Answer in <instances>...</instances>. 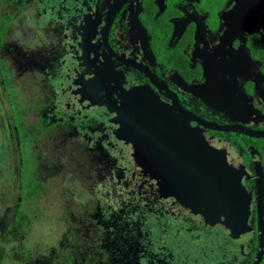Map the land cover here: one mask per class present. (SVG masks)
Instances as JSON below:
<instances>
[{"label": "flooded vegetation", "instance_id": "af4514ba", "mask_svg": "<svg viewBox=\"0 0 264 264\" xmlns=\"http://www.w3.org/2000/svg\"><path fill=\"white\" fill-rule=\"evenodd\" d=\"M75 1L0 0V27L19 12L44 25L37 23V31L32 29L31 37L21 42L31 47L38 35L37 53H25L11 41L4 44L11 48L2 47L4 54L15 55L18 76L31 70L44 76L47 100L39 126L36 115L18 105L20 116L0 115V173L1 165L12 164L16 150L19 165L24 156L34 157L41 183L57 171L65 174L57 156L55 163L41 157V148L47 151L44 141L56 140L51 153L68 158L70 174L86 183L82 169L102 166L105 178L114 177L159 219L153 230L158 234L151 232L147 241L150 251L138 259L137 246L132 264H264V0H83L80 8L90 14L82 25V42L65 17L72 15L67 10L76 9ZM12 20L4 33L15 30L17 18ZM80 45L87 52L85 66L79 60ZM93 78L99 86L88 85L84 93L107 107L89 106L90 100L72 85ZM119 105L135 119L147 113L152 126L164 127L165 137L172 140L168 147L184 152L180 165L186 170L199 162L186 152L199 144L198 136L203 147L211 148L212 178L221 186L217 199L228 205L225 218L213 222L208 214H193L159 191L153 170L142 173L132 144L121 139L114 124L116 112L109 113L117 110L120 117ZM176 125L180 140L172 139L177 132L168 131ZM64 132L72 151L63 145ZM167 174L161 173L163 181H170ZM235 184L241 192L233 197ZM92 217L101 224L102 215ZM180 238L181 243L172 245ZM224 238L227 244L219 242ZM72 242L77 249L95 247Z\"/></svg>", "mask_w": 264, "mask_h": 264}, {"label": "clouds", "instance_id": "9594fccd", "mask_svg": "<svg viewBox=\"0 0 264 264\" xmlns=\"http://www.w3.org/2000/svg\"><path fill=\"white\" fill-rule=\"evenodd\" d=\"M10 41L21 46L25 53L35 54L41 47L38 43L31 47L22 44L14 33H0V47ZM17 77L12 61L7 57H0V78L15 83L10 94L16 98L22 110L29 109L31 114L36 115L39 126L43 123L39 114L47 108L45 92L41 87L43 76L33 71ZM28 119H31V115ZM47 131L54 133L52 128ZM54 141L56 140L44 141L47 151L44 147L41 148V157L49 158L50 163H55L53 157L56 154L51 153ZM59 162L68 165V158L64 157ZM33 176L34 165L25 172L23 185L17 180L11 163H4L3 172L0 173V218L8 210V218L12 221L7 231L11 232L16 227V222L21 217L25 218L21 229L23 239L0 234V264H28L36 256H47L49 249L57 246L69 227L68 211L79 217L83 215L86 206L89 212L92 210L90 205L95 201L94 198L85 199L88 192L68 172L40 184L38 192L32 189ZM17 256L20 257L19 260L15 259Z\"/></svg>", "mask_w": 264, "mask_h": 264}, {"label": "water", "instance_id": "95a60500", "mask_svg": "<svg viewBox=\"0 0 264 264\" xmlns=\"http://www.w3.org/2000/svg\"><path fill=\"white\" fill-rule=\"evenodd\" d=\"M75 2L78 4L76 9L73 7L67 10L71 12L72 15L66 13L65 17L69 23L68 26L78 33V37H80L82 42L84 41V27L82 25L90 12L85 6L83 9H86L87 13L80 8L79 3L81 2L82 5H84L83 0H76ZM81 12L84 13V16H82ZM78 50H80L81 54L79 60L82 62V65L85 66L83 55L87 52L84 45H80ZM90 57H94L91 52ZM85 82L84 84L79 81L72 83L73 86L78 87L77 92L82 99L90 100V102H84H88L89 106L97 105L98 107H104L105 105L107 107L108 105L106 102L95 104L93 102V97L84 93L88 92L89 86H99L96 79L93 78ZM119 107L121 109L120 117H118L117 110H109V113L116 112V117H112V119L116 118L118 120L117 123H114L119 127L117 131L123 134L121 139L126 143L132 144L131 148L134 152L133 157L136 164L141 168L142 173H144V175L150 174L153 170L154 178L160 179L158 183L159 191H166V194H169L174 202L178 201L193 214H200L205 216V218V214H208V217H212L213 222L219 220L221 216L225 218L228 205L223 204L219 198L217 199L218 195H220L217 191H219L221 186L212 178L214 170L211 165L214 163V160L209 150L207 152V149L211 148L203 147L204 142H200L201 138L198 136L197 139L199 140V144L190 146L186 149V152L190 155L191 159H195L197 155L199 162H197V166L189 167V169L186 170L185 165H180V160L183 158L184 152L179 149L174 150L171 145L168 147L167 142H171L172 140L165 137L166 130L164 127L157 125L152 126L150 124V117L147 113H141L140 117L135 119V114L125 112L123 105H119ZM168 131L177 132L172 135V139L180 140L179 133L181 129H179L177 125L168 127ZM168 159H170V161ZM168 163H170L171 166H169ZM163 171L166 175H168L167 172L169 171L171 177H168V179L170 181H163L160 176ZM202 173L206 175V178L205 176L202 177ZM164 177L167 178V176ZM232 189L234 194L233 197L238 196L241 192V188L237 184H235ZM211 196H214L215 201H210L209 198L213 199ZM234 205L236 204L234 203ZM204 209H206V213H204Z\"/></svg>", "mask_w": 264, "mask_h": 264}, {"label": "trees", "instance_id": "16d2710c", "mask_svg": "<svg viewBox=\"0 0 264 264\" xmlns=\"http://www.w3.org/2000/svg\"><path fill=\"white\" fill-rule=\"evenodd\" d=\"M25 157L26 159L20 164L17 180L23 185L25 172L34 165L32 189L38 192L39 185L42 184L40 171L32 161L34 157L27 155L23 159ZM3 167L4 165H1V169ZM16 172L14 170L15 176ZM61 175L60 171L55 174V176ZM97 192L98 190L94 189L93 195L100 197ZM137 199L139 197L131 193L129 198L109 197L106 201L100 197L92 215L95 216L96 213L97 216L102 215L101 224H95L91 232L89 228H86L85 236L78 241L85 243L84 245H95V247L77 249L71 241L74 238L64 235L55 248L49 249L47 256H36L30 259L28 264H116L114 260H122V264H132L136 259L137 246L139 247L138 259H141L146 254L147 248L150 251L147 241L151 240V232L153 234V230L158 228L159 219L156 216L154 219L152 211L141 206L140 202L143 203V201ZM17 211L19 212V209ZM11 222L8 214L0 218V234L11 235L17 239L22 234L21 229L25 224V218L21 217L16 222V227L8 232L7 228Z\"/></svg>", "mask_w": 264, "mask_h": 264}, {"label": "rangeland", "instance_id": "374dc122", "mask_svg": "<svg viewBox=\"0 0 264 264\" xmlns=\"http://www.w3.org/2000/svg\"><path fill=\"white\" fill-rule=\"evenodd\" d=\"M24 14V13H23ZM22 13H18V14H14V16H10L7 20L6 18V22H4L3 26L0 27V33H4L6 30H8V24H12V22L14 20H12V17H16L17 20L15 22V30L14 31H9V34L10 33H14L15 34V38L18 39L20 42H23L25 41V37L26 38H30L31 35L29 36L28 34L30 33V31L33 29L35 31H37V23H40L39 26L40 27H44L43 23H41V20H37V19H34V21H31V18L30 16H24ZM49 22V21H48ZM44 31V30H43ZM27 32V34H25ZM41 34V33H40ZM26 35V36H25ZM44 37L47 38V35L44 34ZM34 42H32V45L33 44H36L37 42H39V37L38 35H36L34 37V40H32ZM49 40L46 41V43H49L48 42ZM8 43V42H7ZM31 45V46H32ZM5 49L7 48H11V44H7V45H4L3 46ZM0 50V54L2 55V57H7L9 58L13 65L15 66V69L17 71V62L15 60V55L13 53L9 54V55H6L4 53H7V51H5L4 49ZM3 52V53H1ZM30 72H33V70L31 71H28L26 73H30ZM17 74L19 75V72H17ZM19 78V76L17 77ZM44 78V76H43ZM10 85V87H9ZM43 86V90L44 92L46 91L44 87H46V82L43 80L42 84H41V87ZM15 87V83L14 82H8L6 81L5 79H2L0 78V99L3 103H1L0 101V115H4L5 117H16L17 115L20 116L19 112L17 111V108H18V102L16 101V98L14 99L15 101L13 102L12 99H11V89ZM3 100H6L8 102V100H11V103H4ZM18 105V106H17ZM10 115V116H9ZM63 134L64 137H63V140L66 142L64 143L63 145H66L67 147H69V150H73L74 149V145L72 144V141L70 142V140L68 139V135L66 132H64ZM15 148V147H13ZM21 148L24 149V148H27L24 144L21 145ZM66 148H60L59 151H62V150H65ZM11 153H14V155H12V165L14 166V170H16V178L18 177V172H19V168H20V165H19V157H18V153L16 150H12ZM38 153V152H36ZM62 155L63 153L62 152H57L55 156H57L59 159L62 158ZM57 165L63 167L62 168V171L64 173L69 172V167L68 165H63L61 163H58ZM80 167H83V165H80ZM90 169L86 168V169H82V172L83 174H86V176L88 177V181L86 183L82 182L80 179L82 178L81 177H76L74 175H72V177L77 181L79 182L85 189V191H87L88 193L85 194V199H88V198H94V202L91 203V212H89L87 210V207H85V210H84V213L82 216H76L74 214L71 213V211H68V229L67 231L65 232V237H67L68 235L71 236V238H74V240L76 238H78L77 240H75L76 242L79 241L82 237L85 236L84 232L86 231V228H89L90 229V232L92 230V227L95 225V220L93 217H92V212L94 210H96V202L100 199L103 198L105 199V201L109 198V197H126V198H129L130 197V193L131 192H128L127 189H125L123 186H121L120 184L117 185V181L114 179V177H112L110 179V175H107L106 178H105V174L103 173L104 172V168L102 166H97V167H93L92 165L89 166ZM63 175V174H62ZM56 177V176H54ZM53 177V178H54ZM71 182V181H70ZM116 183V184H115ZM113 185H116V187H113ZM94 189H97L98 190V194L100 195L99 196H95L93 195V192H94ZM113 191V192H112ZM71 205L69 204L68 205V208L70 209ZM5 214H8V210L5 211ZM167 220V219H166ZM165 222V221H163ZM169 222V220H168ZM170 223V222H169ZM24 226V225H23ZM158 234L157 231H154L153 232V236H156ZM152 236V237H153ZM183 236V235H182ZM183 238L185 239V237L183 236ZM17 239H23V235L21 234V236ZM171 239V238H169ZM181 238L178 239L177 241H171L172 242V245L173 244H179L181 243ZM73 241V240H71ZM227 241L226 238H224L222 241H219L220 243H225ZM81 246H83L84 243L82 242H79ZM228 243V241L226 242V244ZM189 248H192L191 246H188ZM20 257H15V259H19Z\"/></svg>", "mask_w": 264, "mask_h": 264}]
</instances>
